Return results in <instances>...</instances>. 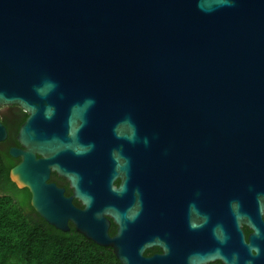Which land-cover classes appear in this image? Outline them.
<instances>
[{"label":"water","instance_id":"1","mask_svg":"<svg viewBox=\"0 0 264 264\" xmlns=\"http://www.w3.org/2000/svg\"><path fill=\"white\" fill-rule=\"evenodd\" d=\"M2 105L27 114L9 176L49 225L121 264H264V0H0ZM177 186L202 198L189 243Z\"/></svg>","mask_w":264,"mask_h":264},{"label":"trees","instance_id":"2","mask_svg":"<svg viewBox=\"0 0 264 264\" xmlns=\"http://www.w3.org/2000/svg\"><path fill=\"white\" fill-rule=\"evenodd\" d=\"M26 116L24 113L22 120ZM12 146L20 145L8 130L7 138L0 141V264H121L111 247L87 239L71 223L69 230H59L35 212L29 191L10 179L9 171L19 160L9 154ZM50 180L64 187L66 195L71 194L68 183L54 172ZM73 203L81 207L75 199ZM114 232L111 222L109 234ZM151 253L147 249L144 254Z\"/></svg>","mask_w":264,"mask_h":264},{"label":"flooded vegetation","instance_id":"3","mask_svg":"<svg viewBox=\"0 0 264 264\" xmlns=\"http://www.w3.org/2000/svg\"><path fill=\"white\" fill-rule=\"evenodd\" d=\"M24 113L25 112H23L22 109L17 105H2V106H0V121L6 128L7 136H8V130H9L10 132L14 133V137L16 138V134H17V131L19 129V126L24 121V120H22ZM12 147H14V146H12ZM63 181L65 182L66 180L64 179ZM49 182H54V181H51L50 177H49ZM54 183L57 186L62 187L61 185L57 184L56 182H54ZM60 183L62 184L63 182L60 181ZM180 187L181 186L176 187V189H175L176 192L173 193L171 191L172 193H169V198L166 199V205L172 214L171 215V222H170L171 225L174 224L173 215H174L175 210L178 212L179 215H182L186 218L187 227L185 228L186 231L183 230L182 235L185 236L183 243H186V240H187V243H189L191 240H193L191 238V236L194 235L195 238H197V234H199V232L202 230V228L200 227V226H202V225H200L201 216L196 215V214L195 215L192 214L191 210H190L191 208L192 209L194 208L195 210H197L201 214L202 210H203L202 203H201L202 198L200 197V195L190 196L189 193L184 192V190L181 189ZM263 222H264V217H263ZM189 224H191V225L193 224L195 227L190 228ZM218 225H221V223H219ZM243 231H244L245 238L247 240L249 234L251 233V230L244 226ZM226 232L228 233L227 229H226ZM224 233H225V228H224ZM229 236L231 237V235H229ZM175 238H176V232L173 229V227H171V229L169 231L168 238H167V241L169 242L170 245H172L174 243ZM193 241H195V240H193ZM149 249H152V253L150 255L144 254L145 256H151L154 254L162 253V249L159 248L158 246H153L152 248H149ZM145 251H144V253H145ZM204 264H223V263L221 260L214 259V260H210Z\"/></svg>","mask_w":264,"mask_h":264},{"label":"clouds","instance_id":"4","mask_svg":"<svg viewBox=\"0 0 264 264\" xmlns=\"http://www.w3.org/2000/svg\"><path fill=\"white\" fill-rule=\"evenodd\" d=\"M55 87V85L51 82H45L44 88H37L38 92H44L45 90H51ZM87 103L91 104L93 103V101L89 100ZM147 139L144 140V143L147 144ZM249 264H251V262L249 261Z\"/></svg>","mask_w":264,"mask_h":264}]
</instances>
